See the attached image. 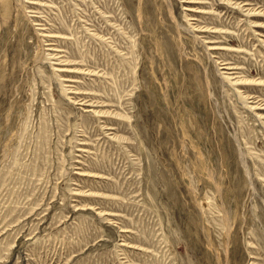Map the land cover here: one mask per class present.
<instances>
[{"label":"rangeland","instance_id":"rangeland-1","mask_svg":"<svg viewBox=\"0 0 264 264\" xmlns=\"http://www.w3.org/2000/svg\"><path fill=\"white\" fill-rule=\"evenodd\" d=\"M0 264H264V0H0Z\"/></svg>","mask_w":264,"mask_h":264}]
</instances>
